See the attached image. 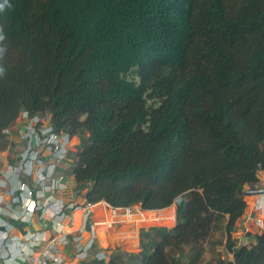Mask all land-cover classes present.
Instances as JSON below:
<instances>
[{"label":"trees","instance_id":"obj_1","mask_svg":"<svg viewBox=\"0 0 264 264\" xmlns=\"http://www.w3.org/2000/svg\"><path fill=\"white\" fill-rule=\"evenodd\" d=\"M0 6V139L22 111L48 113L81 140L69 173L86 203L177 205L174 227L140 230L138 253L112 245L89 264H181L186 247L198 264L219 224L234 258L220 264H264V220L255 242L232 239L264 170V0Z\"/></svg>","mask_w":264,"mask_h":264},{"label":"built area","instance_id":"obj_2","mask_svg":"<svg viewBox=\"0 0 264 264\" xmlns=\"http://www.w3.org/2000/svg\"><path fill=\"white\" fill-rule=\"evenodd\" d=\"M3 136L7 146L1 149L0 157L5 159L6 165L0 171V189L7 190L11 197L7 204L17 207V210L11 212L15 221L29 223L31 217L38 213L41 219L52 224L58 236L64 233L65 229L60 219L68 217L66 212L68 209L83 210V216H86L93 204L85 203L84 208H80L78 197L81 195V189L77 187L74 179L73 195L69 203L56 196V193L64 192L70 187L69 171L75 164L76 154L79 152L75 146L81 147V140L77 135L57 132L48 113L31 114L22 111L14 124L3 131ZM244 193L247 197L263 196L264 184H248L244 188ZM2 199L0 196V212L4 213ZM10 229L11 225L0 218V253L3 245L12 244L14 241L21 242L13 240L9 233ZM80 237L76 239L77 256L87 258L97 244V237L92 231L86 244H81ZM23 242L29 244L28 233ZM55 242L56 240L52 239L49 246ZM98 259L109 261V257L104 254ZM22 260L23 264H48L49 260H52L53 264L65 263L60 254H50L47 249L31 256L24 254Z\"/></svg>","mask_w":264,"mask_h":264},{"label":"crops","instance_id":"obj_3","mask_svg":"<svg viewBox=\"0 0 264 264\" xmlns=\"http://www.w3.org/2000/svg\"><path fill=\"white\" fill-rule=\"evenodd\" d=\"M5 165V159L0 157V171L5 167ZM258 179V183L260 185H263L264 170L260 171V173L258 174ZM72 182L73 185L70 186L66 191L56 193L57 197L63 199L67 203H69V200L73 195L72 188L74 187L75 182ZM6 191L7 190L0 189V196L1 198H3L2 206L5 208L3 210L4 213L0 212V218L11 225L12 229L9 230V233L10 236L13 237V240H19L21 242L19 243L14 241L12 244L2 246V250L0 253V264H23L24 262L22 260V257L24 256V254H30L31 256L45 249H47L48 253L50 254H60L65 259L64 264H81L82 258L77 256L76 239L81 236V244L87 243L88 237L85 238V236H83V234L86 233V231L84 230L85 227H81L80 225V230L78 229V231L76 232L67 231V228H74V225L76 223V219L74 217L75 211L68 209L66 211L68 217L60 219L65 230L64 233L57 236L56 232L52 228V224H50L46 220L41 219L38 213H35L31 217L29 223L15 221L12 218L11 212L12 210H17V207L7 204L8 202H10L11 197L7 194ZM82 200L85 201L83 198ZM245 201L247 203L246 212L250 213L248 219L250 220V222H252V225L254 226V224H256L255 219L257 217H260V219L261 217H263L262 219L264 220V195L249 196L245 198ZM77 213L80 214V212ZM83 220L84 222H82ZM85 222L86 219L81 220V224L83 223L84 226ZM262 231L263 229L260 230V233ZM27 233L30 235L29 244L23 242V239H25ZM63 234H66L67 236ZM52 239L56 240V242L54 243V245L50 244L49 246V241H51ZM89 257L90 255L87 257V259ZM48 264H53L52 260H49Z\"/></svg>","mask_w":264,"mask_h":264},{"label":"rangeland","instance_id":"obj_4","mask_svg":"<svg viewBox=\"0 0 264 264\" xmlns=\"http://www.w3.org/2000/svg\"><path fill=\"white\" fill-rule=\"evenodd\" d=\"M80 140V139H79ZM74 143V142H73ZM7 144L6 139H0V151L3 148L2 146ZM81 144V143H80ZM76 151L79 149L80 150V145L75 146ZM69 167V166H68ZM73 180V176L69 175L68 176V182ZM69 182V186L73 185V182H71L70 184ZM86 190L81 191V195H79V202L78 205L80 206V208H84V204L86 203L85 201L82 200V198H84L85 194H86ZM82 200V201H81ZM98 204V203H97ZM96 205V204H94ZM176 209H175V214L172 217H169L167 219H165V221L157 223V224H152V225H144L141 223L137 224V231L135 233L134 238L130 239V240H117L114 237H116L115 235H118V232L121 228H123L125 226V223L122 220H118L117 222L114 223V230L112 231V237H108L107 235H101L99 234V219H97L96 213H95V207L90 209V211L86 214V216H82L81 211L77 213L75 212V219H76V223L74 225V228H67L68 232H76L78 231L79 228L81 227H85L84 230L86 231V233L84 234L85 238L88 237V235L90 236V233L92 234V231H94V233L96 234L97 237V246L91 251L90 253V257L87 258H82L81 260V264H89L91 263V261H93V259L95 257V254L97 251H102L104 255L109 256L110 260V253L111 252H115L113 249L114 247H118L119 251L121 253L124 254H130V253H138L141 250V246H142V241L139 238V232L141 229L145 228H151V227H166V228H172L176 225L175 221H176V210H177V205L174 204ZM112 209V208H111ZM143 211L141 209V207L139 205L131 207L130 208V212L137 214L138 212ZM129 212V209H121V211L119 212L120 214H127ZM249 214L248 212H245V214L243 215V217L241 219H239L236 223V229L235 232L232 233V239L236 240L237 245H241V240L242 238H246V241L244 242V244H251L252 242H255L254 240V235L257 233H260V230L263 229V217H257L255 219L256 224H254V226L252 225V222H250L249 218ZM86 219L85 222V226L83 225V223L81 224V220L82 219ZM91 221V228L88 229V223ZM84 222V220L82 221ZM174 226H172V224H174ZM81 225V227H80ZM129 228H132L130 224L127 225ZM226 244H227V235L224 231V225L223 224H219L216 225L214 227V229L212 230L210 237L203 243V246L205 248V252L202 256V259L200 261V263L198 264H220L222 262H228V261H233V255H231L227 249H226ZM114 247H111V246ZM118 251V250H117ZM102 254V253H101ZM169 257H171L173 255V252L169 253ZM192 253H191V248L186 247L183 251V256H182V263L181 264H188V260L187 258L191 257Z\"/></svg>","mask_w":264,"mask_h":264},{"label":"bare ground","instance_id":"obj_5","mask_svg":"<svg viewBox=\"0 0 264 264\" xmlns=\"http://www.w3.org/2000/svg\"><path fill=\"white\" fill-rule=\"evenodd\" d=\"M95 207V213L97 219H99V234L107 235L112 237V231L114 230V223L118 220H122L125 226L121 228L118 235L114 237L117 240H130L134 238L137 231V224L141 223L144 225H152L165 221V219L172 217L175 214V205H172L166 209L159 211H139L137 214L128 212L127 214H120L121 209H111L105 202H100ZM81 211L83 216V210H76L75 212ZM130 224L132 228L127 225Z\"/></svg>","mask_w":264,"mask_h":264},{"label":"water","instance_id":"obj_6","mask_svg":"<svg viewBox=\"0 0 264 264\" xmlns=\"http://www.w3.org/2000/svg\"><path fill=\"white\" fill-rule=\"evenodd\" d=\"M105 203H106V202H105ZM106 204H107V203H106ZM107 205L110 206L109 204H107ZM139 206L142 207V204L140 203ZM110 207H111V206H110ZM111 208H112V207H111ZM112 209H113V208H112ZM127 209H129V211H130V208H127ZM157 211H159V210H157ZM245 241H246V238H245V237L242 238V240H241V245H245V244H244Z\"/></svg>","mask_w":264,"mask_h":264},{"label":"clouds","instance_id":"obj_7","mask_svg":"<svg viewBox=\"0 0 264 264\" xmlns=\"http://www.w3.org/2000/svg\"><path fill=\"white\" fill-rule=\"evenodd\" d=\"M0 10H2V6H0ZM259 174V173H258ZM247 197V196H246Z\"/></svg>","mask_w":264,"mask_h":264}]
</instances>
